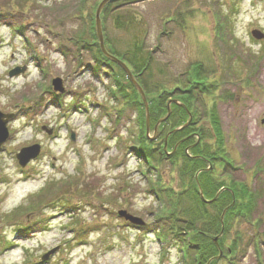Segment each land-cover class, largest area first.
<instances>
[{"label":"rangeland","instance_id":"rangeland-1","mask_svg":"<svg viewBox=\"0 0 264 264\" xmlns=\"http://www.w3.org/2000/svg\"><path fill=\"white\" fill-rule=\"evenodd\" d=\"M102 1L0 0V112L11 116L0 149V264H191L194 258L183 261L180 247L168 248L184 232L194 198H170L168 191L179 188L171 163L153 156L154 171L135 152L149 148L142 143V100L121 66L99 52L95 15ZM101 19L109 53L127 64L147 63L142 77L150 99L184 89L187 79L216 85L211 96L194 91L198 103L185 94L181 100L203 117L201 127L213 126L209 141L217 144L220 129L223 157L236 167L224 169L230 174L224 180L260 190L250 218L236 220L243 251L234 260L264 264V0H117ZM255 30L263 37H254ZM17 70L23 71L12 76ZM195 72L201 77L193 78ZM56 79L63 92L54 91ZM187 120L181 125L190 127ZM161 124L151 126V139ZM34 146L39 155L22 167L17 154ZM169 207L178 210L158 221L157 211ZM122 211L145 225L125 221Z\"/></svg>","mask_w":264,"mask_h":264},{"label":"trees","instance_id":"trees-1","mask_svg":"<svg viewBox=\"0 0 264 264\" xmlns=\"http://www.w3.org/2000/svg\"><path fill=\"white\" fill-rule=\"evenodd\" d=\"M126 2H128V0L123 1V3ZM99 52L103 55L101 50ZM136 52L140 54V47L136 48ZM115 57L118 58L117 56ZM123 58L126 59L127 57L125 56ZM118 59L121 60L120 58ZM121 61L124 62L123 60ZM136 61L129 60L130 64H127V61L124 63L130 69L132 74L136 76L134 77L137 78L139 85L144 90L150 107L151 125L153 127L154 123L156 125L168 115V103L172 94L169 91H165L156 98L150 99L142 77L144 70H146V67L144 68L143 66H146L147 63L143 65L141 62L136 63ZM196 76L201 77V73L195 72L192 74L193 78ZM191 80L193 79H187V82L184 83V89H176L177 96L180 100L182 99L180 94H185L186 97H189L187 98L188 101L190 99V101L193 102V100H196L195 96H193L194 91L200 95L201 92L207 90L205 83L195 81L193 82L195 85H193L191 84ZM129 83L131 82L129 81ZM188 87H190V89ZM119 90L123 95H128V92H126V89L121 82L119 84ZM112 92L115 95L116 90H113ZM135 92H137V90H135ZM182 102L185 103L184 101ZM196 103H198L197 100ZM185 104L188 106L187 103ZM139 105L140 109L142 108L143 114L141 116L143 118V120L141 119V122L144 132V136L142 137L144 140L142 143H148L149 148H147L148 150L145 152L136 150V154L141 161L144 160L145 164L149 165V169L154 171H159V169L158 166L151 161L153 156L171 163L172 169L175 173L173 178L174 180L177 178L179 182V188L177 190L179 192L170 189L168 191V196L170 198L173 196H176L177 198H194L191 199V201H193L192 206L186 208L188 209V215L190 214L189 218L181 223L184 228L183 231H188L189 237L186 239L187 234L184 232L175 233L174 238L167 243L168 248L177 249L180 247L183 251V261L187 260L192 254H194L193 260L189 262L191 264H219V262L224 260H228L229 264H235L234 256L243 251V239L240 231L236 228V220L239 218L244 220L250 218L256 204L258 206L257 201L260 190H252L249 188L248 183L236 182L233 177L227 181L224 180L225 178L221 180L220 177H218L220 172L219 168L222 165L227 168L229 166L234 167V164L229 161L228 156L223 157L222 152L225 143L221 136L220 129L215 128L219 133V138L216 139L215 137V139L218 140L217 144L213 143L215 140L211 142L207 139L208 136L211 138L214 136L210 131L211 128H214L213 126L211 128L200 126V122L203 121V117L199 116L200 113L196 114L195 112V116H193L194 120L190 127L181 132L175 133L174 135H170L167 139L168 132H171L174 126H180L182 120H185L186 118L188 119L186 110L173 105L171 109L172 115L159 127L157 139L151 141L147 136L146 113L143 102L141 103L140 101ZM213 113L214 110L211 112L210 118H212ZM174 118H176L177 121H174ZM208 122L210 123L211 120H208ZM190 135H193V137L196 135L199 136L200 142L190 148L189 152H186L187 148L194 144L195 140L193 137L190 139ZM165 145L167 146L168 153L172 152L175 146L178 145L176 153L169 156L167 152H165ZM221 187L226 188L227 190L219 194L222 190ZM163 189L166 190V188ZM200 192L203 193L205 201L201 198ZM233 195H235L236 198H233ZM216 197L217 199H215ZM206 201H211V203H207ZM34 206H32V208H34ZM163 209L164 208L156 213L158 221L165 218L162 216L163 212H173L178 210L177 207L170 208L171 210L166 208V210L163 211ZM173 215H175V213ZM180 221L181 219H178V223ZM160 234L161 233H159V239L164 241L166 239L165 236L167 235L161 234L160 236ZM228 237L231 238L229 245L226 244ZM217 238L218 240L216 244L215 240ZM180 243L182 246H180Z\"/></svg>","mask_w":264,"mask_h":264},{"label":"water","instance_id":"water-1","mask_svg":"<svg viewBox=\"0 0 264 264\" xmlns=\"http://www.w3.org/2000/svg\"><path fill=\"white\" fill-rule=\"evenodd\" d=\"M117 0H103L97 10H96V15H95V22H96V31H97V35H98V39H99V43H100V48L103 52V54L105 55V57L113 62H115L116 64H118L119 66H121L125 72L128 74L130 80L132 81V83L135 85L136 89L139 91V93L141 94L143 103L145 105V109H146V114H147V122H148V126H149V104L147 101V98L145 96V93L143 92L142 88L139 86V84L136 82L134 76L132 75V73L130 72V70L127 68V66L122 63L120 60H118L117 58H115L114 56H112L111 54L108 53V51L105 48V41H104V35H103V31H102V21H101V14L103 13L104 9L111 3L115 2ZM254 37L259 38V37H263V34L261 32L255 31L253 33ZM23 70H17L16 72H12L11 75H17L19 73H21ZM53 87L54 90L56 92H63L64 90L61 87V81L59 79H56L53 81ZM170 114V113H169ZM11 118L10 115H6L0 112V149L1 146L6 142L7 138H8V130L6 128V124H7V119ZM6 119V120H5ZM167 119L164 118L161 122L165 121ZM149 130V128H148ZM40 153V146H34V147H30V148H25L23 150H21V152L19 154H17V159L19 160L20 165L23 167L25 166L29 160L36 158ZM203 197V196H202ZM204 201L205 199L202 198ZM216 199V198H215ZM207 203H211V201H206ZM122 217H125L127 220L132 221L135 224H143V222L135 217H132L130 215H128L125 211H122L119 213ZM218 238L215 240V242H217ZM50 254H48L47 256L44 257V260H46L49 257Z\"/></svg>","mask_w":264,"mask_h":264},{"label":"flooded vegetation","instance_id":"flooded-vegetation-1","mask_svg":"<svg viewBox=\"0 0 264 264\" xmlns=\"http://www.w3.org/2000/svg\"><path fill=\"white\" fill-rule=\"evenodd\" d=\"M176 89L177 88H174L172 91H171V94H172V97L170 98V102L172 101V103H171V109H172V106L173 105H176V106H179V107H181L182 109H184L180 104H184L185 106H187L185 103H183L178 97H177V92H176ZM177 102H179V103H177ZM177 103V104H176ZM187 108H188V106H187ZM185 110V109H184ZM214 110V109H213ZM213 110H211V111H213ZM171 115H172V112H171ZM206 115H207V117H208V112L206 113ZM175 116V115H174ZM176 118H177V116H176ZM176 118H174L173 120L174 121H177L176 120ZM177 127H179V126H177ZM177 127H173L172 128V131L170 132V134L171 135H174L175 133H174V131H175V129L177 128ZM193 137V135H190V137ZM199 142H200V138H199V140H198ZM192 147H194L193 146V144L189 147V148H192ZM176 153V151L173 153V155ZM229 167H231V166H229ZM229 167H227V168H229ZM227 168H225L224 167V165H222L220 168H219V170H220V172H219V176L218 177H220V179L221 180H223V178H224V175H227V176H230V174H228L227 172L229 171V169L228 170H226V174H224V173H222V172H224L225 170L224 169H227ZM210 169V168H209ZM231 169H234V170H236V167H231L230 168V170ZM235 179V178H234ZM235 181L236 182H238V180H236L235 179ZM242 182V181H241ZM224 190H222L221 192H219L220 194L222 193V192H224V191H226L227 189L226 188H223ZM233 198H236V196L235 195H233Z\"/></svg>","mask_w":264,"mask_h":264}]
</instances>
